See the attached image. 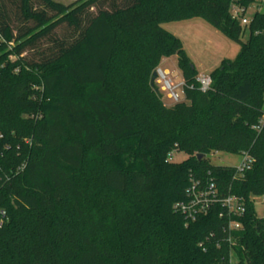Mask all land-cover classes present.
<instances>
[{
  "label": "trees",
  "instance_id": "1",
  "mask_svg": "<svg viewBox=\"0 0 264 264\" xmlns=\"http://www.w3.org/2000/svg\"><path fill=\"white\" fill-rule=\"evenodd\" d=\"M231 2L0 0V264H264V12L243 26ZM194 18L240 44L207 92L163 26ZM172 55L174 103L151 82ZM244 150L243 175L209 159ZM191 174L243 197L233 245L218 209L174 210Z\"/></svg>",
  "mask_w": 264,
  "mask_h": 264
},
{
  "label": "built area",
  "instance_id": "2",
  "mask_svg": "<svg viewBox=\"0 0 264 264\" xmlns=\"http://www.w3.org/2000/svg\"><path fill=\"white\" fill-rule=\"evenodd\" d=\"M264 0H256L251 5L246 6L242 0H232L231 12L233 16L240 20L243 26L250 24L252 16L256 10L261 9ZM252 9L254 12L252 14ZM252 14V15H251ZM157 82L161 85L162 90L167 92V97L174 101H181L179 94L176 92L178 88L184 89L188 86L184 79L178 84L173 83L170 73L166 69L159 67L157 70ZM199 89L207 92L212 86V76L207 73H199L196 77ZM262 123L255 128L259 129ZM174 153L169 155L172 160ZM240 160L234 167L236 175H243L249 171L255 161L249 150H244L238 154ZM185 198L174 204V210L181 213L187 223L195 221L200 215L209 213L212 209L219 210V216L226 220L224 225V234L226 241L233 245V233L242 227V218L244 217L247 206L243 197L235 193H225L221 190L219 183L213 177L202 179L195 175H190L189 184L185 191ZM264 202V196H261ZM2 223V221H1ZM231 264H239L237 259L231 254Z\"/></svg>",
  "mask_w": 264,
  "mask_h": 264
},
{
  "label": "rangeland",
  "instance_id": "3",
  "mask_svg": "<svg viewBox=\"0 0 264 264\" xmlns=\"http://www.w3.org/2000/svg\"><path fill=\"white\" fill-rule=\"evenodd\" d=\"M59 1L69 4L76 0ZM260 11L264 12V5L261 7ZM253 12L254 9H252V14ZM163 26L182 41L187 56L199 73L211 74L223 63V61L233 60L239 54V43L231 40L201 18L170 22ZM58 33L61 34L60 31ZM241 35L242 40L246 41L249 36L248 30L244 29ZM160 67L169 69L170 78L173 83L178 84L182 81V71L178 64L177 56L172 55L164 58ZM176 92L179 94L180 99L183 100L184 93L182 88H178ZM166 94L167 92H165V95ZM172 102L174 103V101ZM168 103H170V100ZM187 157L188 155L185 152L177 151L174 153L172 160L180 162ZM209 159L212 163L217 165L235 166L238 164L240 157L232 153L220 151L211 154ZM255 209L258 216H263L264 202L261 197L255 198Z\"/></svg>",
  "mask_w": 264,
  "mask_h": 264
},
{
  "label": "water",
  "instance_id": "4",
  "mask_svg": "<svg viewBox=\"0 0 264 264\" xmlns=\"http://www.w3.org/2000/svg\"><path fill=\"white\" fill-rule=\"evenodd\" d=\"M157 75H158V73H157V71H155V72L153 73V77H152V79H151L152 84H154L155 79L157 78ZM198 156H199L200 158H202V157H203V154H199Z\"/></svg>",
  "mask_w": 264,
  "mask_h": 264
},
{
  "label": "crops",
  "instance_id": "5",
  "mask_svg": "<svg viewBox=\"0 0 264 264\" xmlns=\"http://www.w3.org/2000/svg\"><path fill=\"white\" fill-rule=\"evenodd\" d=\"M167 71H169V69L166 68Z\"/></svg>",
  "mask_w": 264,
  "mask_h": 264
}]
</instances>
